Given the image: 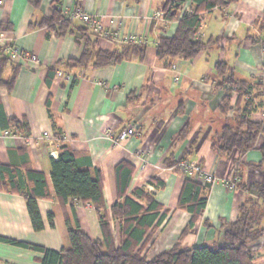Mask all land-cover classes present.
<instances>
[{"label": "crops", "instance_id": "0c3cea01", "mask_svg": "<svg viewBox=\"0 0 264 264\" xmlns=\"http://www.w3.org/2000/svg\"><path fill=\"white\" fill-rule=\"evenodd\" d=\"M32 1L0 0L4 43L40 60L39 64L10 60L0 75L5 82L16 75L11 89L0 86V165L5 168L0 174V237L60 251L70 248L69 220L92 240L103 241L94 207L75 199L62 205L56 197L51 163L58 159L63 140L77 156L87 157L86 167L101 172L106 213L117 244L120 225L111 217V207L120 200L117 166L122 162L133 170L127 196L137 188L146 189L166 211L163 221L151 232L143 255L152 260L179 242L191 219L190 213L178 209L187 177L178 167L181 161L218 178L217 183L205 188L204 216L182 244H221V222L235 221L242 204L256 201L250 188L264 180L262 170L255 167L262 160L259 149L264 136L260 135L255 148L242 157L237 150L228 155L215 151L213 142L224 125L219 105L225 96L217 87L220 78L216 64H226L227 73L231 72L236 82L260 84L252 89L255 108L250 119L264 123V109L259 103L264 96V0H233L205 12L196 37L217 43L189 60L157 57L160 39L173 37L179 26V20L155 19L169 0ZM182 1L188 5L193 0ZM66 7H81L98 17L104 29L114 35L109 39L98 36L96 50L120 48L124 45L121 41L134 35L146 43L144 59L105 68H93L91 63L86 68L61 65V61L81 58L84 41L78 42L74 35L58 38L46 28L30 25ZM58 70L64 77H56ZM175 70L181 74L177 83L173 81ZM237 98L235 91L232 105ZM233 115L231 111L229 117ZM13 121L26 129L17 131ZM129 127H134L136 134L114 144L116 136ZM5 131L13 134L5 136ZM29 172L43 173L46 179L49 197L36 201L42 231L33 228L24 194L11 190L9 175L17 176L16 185L25 182L27 187ZM233 177H237L236 184L225 185ZM205 220L212 229H206ZM261 227L264 229V217ZM250 249L254 264H264V234ZM41 258L40 252L0 243V264H40Z\"/></svg>", "mask_w": 264, "mask_h": 264}, {"label": "trees", "instance_id": "16d2710c", "mask_svg": "<svg viewBox=\"0 0 264 264\" xmlns=\"http://www.w3.org/2000/svg\"><path fill=\"white\" fill-rule=\"evenodd\" d=\"M232 1L193 0L188 4L192 14L181 15L186 3L182 0H169L162 10L165 20H179V26L173 37L160 39L157 45L158 59L162 60L166 57L193 59L208 46L217 43L213 40L203 42L196 37V33L204 21L205 12L226 6ZM32 3L38 4L39 0H34ZM35 27L46 28L58 38L74 35L78 42L84 41L83 54L79 60L60 62L61 65L67 64L69 68H86L90 63L93 68H105L126 60H142L145 57L146 45L142 44L127 43L113 50H96L95 43L98 36L86 26L69 20L62 10L57 9L51 18L30 25V28ZM10 60L7 54L0 52V75L4 65ZM216 69L220 78L217 87L225 91V96L219 105L224 125L212 146L216 152H224L227 155L237 150L242 157L255 148L260 135L264 136V123L250 119V114L255 108V98L251 97L252 89L253 86L260 84L236 82L233 74L227 73V65L224 63H217ZM15 80L16 75L6 82L0 77V86L11 89ZM235 91L238 93V98L236 104L232 105ZM248 96L251 98L249 99ZM231 111H234L233 117H229ZM49 114L51 116L50 111ZM12 123L17 131L26 129L17 121ZM259 150L262 160L255 167L264 174V144ZM59 152L58 159H52L51 163L56 197L62 205L74 199L82 204L92 205L99 214L104 234L103 241L92 240L79 226L72 227L69 220H66L70 248L54 251L4 237H0V243L40 252L42 254L40 264H254L250 245L264 234V229L261 227L264 217V180L253 184L250 188L251 194L256 198L255 202L250 203L247 200L242 204L235 221L221 222L223 233L221 244L190 247L183 245L182 242L204 216L207 200L203 195L208 185L204 186L187 176L181 189L178 209L190 213L191 219L180 235L179 242L173 248L148 260L147 256L143 255V248L149 241L151 232L165 218L166 211H163V207L155 200L154 194L146 189L137 188L132 191L131 196H127L128 184L133 173L131 166L125 162L117 166L118 182L121 186L120 200L111 207V217L120 225L117 244L111 233L106 213L107 204L103 194L101 172L91 166L86 167L87 157L77 156L63 143V140L60 141ZM4 171L5 168L0 165V174L3 175ZM10 175L11 190L24 194L33 228L42 231L44 226L36 201L38 198L49 197L44 174L29 172L27 187L25 182L16 185L17 176ZM258 202L261 205H258ZM50 224L53 226L52 215H50ZM204 226L207 230L213 228L206 220Z\"/></svg>", "mask_w": 264, "mask_h": 264}, {"label": "built area", "instance_id": "2783aa9c", "mask_svg": "<svg viewBox=\"0 0 264 264\" xmlns=\"http://www.w3.org/2000/svg\"><path fill=\"white\" fill-rule=\"evenodd\" d=\"M187 13L188 15L192 14V10L190 9L189 5H186L184 7V9L182 10V14ZM63 14L72 21H79L82 25L86 26L91 32H93L94 34H96L97 36L103 37L105 39H109V38H114V35L110 34L109 32H107L100 19L92 14H89L85 11H83V9L81 7H66L63 10ZM155 19L156 20H161V21H165V14L163 12H157L155 14ZM121 43L127 44V43H132V44H142L145 45L146 43L143 42V40L138 39L136 36L132 35L128 38H126L124 41H121ZM0 52H4L5 54H7L11 60H17V59H22L25 61H30L34 64H39L40 60L38 59V57L36 55H32L30 53L24 52L22 49L16 47V46H12V45H8L6 43H4V34L2 32H0ZM179 72L177 70H175V75H174V83H177L179 81L180 78ZM66 76V75H65ZM56 77L57 78H62L64 77V73L60 70L56 71ZM67 79H69V76H66ZM249 99L252 97L248 96ZM259 103L262 105L263 109H264V96L261 99V101H259ZM13 134L12 131H5L4 135L8 136ZM136 134V131L134 129V127H129L126 128L125 130L121 131L116 138L113 140L114 144H119L123 141H125L126 139H128L131 136H134ZM178 167L181 169V171H183V173L188 176L193 178L195 181H197L198 183L206 186V185H213L215 183L218 182V178L211 172H207L204 169H202L199 166H195L192 165L188 162L185 161H181L178 164ZM237 182V177H233L232 179H229L225 182V185H227L228 187H232L233 185H235ZM90 208L93 207L92 205H88Z\"/></svg>", "mask_w": 264, "mask_h": 264}]
</instances>
